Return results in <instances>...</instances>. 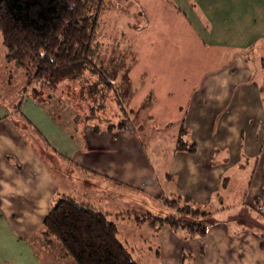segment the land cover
I'll return each mask as SVG.
<instances>
[{
	"label": "crops",
	"instance_id": "crops-1",
	"mask_svg": "<svg viewBox=\"0 0 264 264\" xmlns=\"http://www.w3.org/2000/svg\"><path fill=\"white\" fill-rule=\"evenodd\" d=\"M194 1L188 16L204 45L231 50L234 57L219 70L208 73L193 91L184 121L191 128L196 150L177 151L171 173L163 177L176 182L175 189L168 192L170 196L182 195L207 204L220 189L222 197H232V202L217 214L208 212L213 222L199 237L185 236L181 229L176 234L163 227L158 253L166 264H264V71H258L256 77L242 54L260 44L258 60L264 65V0ZM174 8L180 10L176 5ZM45 111L52 119L51 125L63 131L47 108ZM11 114L9 111L0 116V264H47L36 242L42 236L43 220L58 197L71 196L103 211L108 218L111 212L100 208L103 204L89 202L96 195L85 180L70 190L68 166L65 170L63 161L54 165L43 160ZM25 118L23 122L40 132L57 158L72 162L94 181L142 191L147 198L166 197L155 167L144 153H139L138 146L136 164L129 153L114 152L118 144L107 135L104 142L110 141L114 149L111 153L102 148L101 138L92 135L88 144L84 139L73 141V154L67 156V152L52 147L35 118ZM127 132L130 137L132 131ZM125 144L130 149L134 147L133 142L125 140ZM246 161H257L258 165L248 166L244 172L242 169L247 168L241 162ZM226 179H234L232 187L227 186ZM106 200L104 205L110 209ZM134 259L140 264L152 261L150 255Z\"/></svg>",
	"mask_w": 264,
	"mask_h": 264
},
{
	"label": "rangeland",
	"instance_id": "rangeland-1",
	"mask_svg": "<svg viewBox=\"0 0 264 264\" xmlns=\"http://www.w3.org/2000/svg\"><path fill=\"white\" fill-rule=\"evenodd\" d=\"M193 3L194 0H106L95 41L98 51L95 62L100 71L89 69L55 86L35 80L33 70L28 71L14 61H7L0 31V116L4 112H12L11 117L19 122L20 132L43 160L54 165L63 161L65 170L68 166L70 190L85 180L87 188L96 195L89 198V202L103 204L100 208L111 212L109 218L117 224L119 238L134 258L142 260V256L150 255L151 264H166L161 262L158 253L161 251L163 227L179 234V229L168 223L161 225L157 222L152 227L150 221L154 217L164 218L177 213L167 204V198L177 199L179 196L168 194L175 189L176 182L163 175L171 173L175 153L194 144L191 128L184 121L191 95L208 73L219 70L234 57L231 50L220 51L204 45L202 35L191 26L188 16ZM259 48L260 44L254 50L242 51L256 77L258 71H264V65H260L258 60ZM46 108L63 131L51 125L52 119L47 118ZM22 113L27 118H35L52 141V147L67 152V156L73 154V141L84 139L88 144L92 135L101 138L102 148L111 153L114 149L110 141L104 142L107 135L118 144L114 152L123 150L129 153L136 164L139 160L138 146L139 153H144L155 167V175H158L166 197L147 198L142 191L114 184L105 186L102 185L104 182L94 181L72 162L57 158L58 154L49 148L40 132L29 127V122H23L25 115ZM127 131H132L131 138ZM125 140L128 144L133 142L134 147L126 146ZM87 155H92V152H87ZM241 164L246 168L256 167L258 162ZM248 168L242 170L247 172ZM233 181L226 179L225 182L232 187ZM123 191L127 196L122 195ZM213 198L207 204L189 198V203L194 208L217 214L232 202V197H222L220 189ZM106 199L119 202L117 205L108 202L111 206L108 209L104 205ZM184 203L180 201L181 205ZM120 211L129 213L115 215ZM181 231L185 236H191L185 228ZM40 244L41 252L46 246L54 255L62 253L63 246L56 236L48 244ZM44 256L48 262V255L45 253ZM67 261L75 264L71 257Z\"/></svg>",
	"mask_w": 264,
	"mask_h": 264
},
{
	"label": "trees",
	"instance_id": "trees-1",
	"mask_svg": "<svg viewBox=\"0 0 264 264\" xmlns=\"http://www.w3.org/2000/svg\"><path fill=\"white\" fill-rule=\"evenodd\" d=\"M105 6L106 0H0L6 60L33 70L35 80L52 86L89 69L99 72L95 41ZM187 150L194 152L195 144ZM181 200L185 202L182 205ZM167 204L177 213L164 218L153 216L151 226L168 223L174 229L185 228L191 236H201L213 222L208 212L194 208L186 196L168 199ZM54 236L63 249L60 255L46 246L43 252L39 250L48 255L47 264H56L57 260L58 264H72L67 261L70 257L75 264H140L120 240L116 223L106 213L71 196H60L53 202L43 220L38 249V243L48 244Z\"/></svg>",
	"mask_w": 264,
	"mask_h": 264
}]
</instances>
